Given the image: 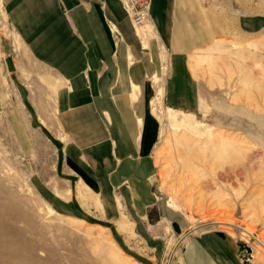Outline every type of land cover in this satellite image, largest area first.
I'll return each instance as SVG.
<instances>
[{"label":"rangeland","instance_id":"rangeland-1","mask_svg":"<svg viewBox=\"0 0 264 264\" xmlns=\"http://www.w3.org/2000/svg\"><path fill=\"white\" fill-rule=\"evenodd\" d=\"M212 10L220 14L212 7L204 10L205 26L210 30L209 45L198 49L203 57L194 61L193 68L185 66L197 94V104L193 107L166 102V84L173 75V66L164 48L153 39L160 60L156 72L161 78L148 76L150 86L154 87L149 98L154 95L153 104L152 101L148 104L155 121L151 151L156 163L155 172L147 179L149 194L155 202L147 208L149 219H143L133 203L121 196L120 186H111L115 206L112 213L99 190L95 193L83 181L79 183V190L77 178H73L75 174L70 173L58 153L62 150L57 144L62 131L53 134L50 123L56 119L52 118V112L59 78L23 46H15L12 25L7 19L6 27L2 28L0 20V81L7 98L0 109V175L5 179L0 187L6 185L9 193L19 194L24 212L35 222L30 225L21 219L9 224L21 232L20 236L8 239L34 244L35 263L39 259H51L52 250L65 248L76 256L86 249L89 263L99 259L100 264H115L92 252L90 243L98 232L104 245L112 241L128 258L117 264H184L181 247L188 235L216 227L236 236L241 242V256L246 258L250 251L251 260L264 264V258L256 255L254 239L245 241L239 228L233 232L212 223L232 219L240 226L250 225L254 236L264 237V39L257 33H242L228 19L210 23ZM114 35L120 37L117 32ZM246 37L261 39L248 44L243 42ZM236 38L242 41L230 47ZM217 39H223L221 46L215 44ZM8 54L16 69L11 74L17 77L13 81L4 80L9 74L4 61ZM21 88L31 93L39 109L41 117L32 123L34 132L27 130L26 119L18 117ZM159 89H162L161 96H157ZM9 108L18 113L14 121L22 136L16 133V126L7 117ZM168 110L177 116L170 117ZM195 128L202 133L193 134L190 129ZM182 131H186L187 140H176ZM177 154L184 156L180 165L175 163ZM116 195L120 196L118 201L123 204L125 214H118ZM171 198L178 208L169 205ZM4 199L6 195L0 194V204ZM56 202L69 209L60 210ZM157 204L181 216L187 222L189 233L173 232L169 221L155 214ZM50 209L53 211L49 214L46 211ZM4 213L0 211L1 222L6 217ZM40 214L44 217L43 223H39ZM52 218L57 221H51ZM244 243L251 247L249 251Z\"/></svg>","mask_w":264,"mask_h":264},{"label":"crops","instance_id":"crops-1","mask_svg":"<svg viewBox=\"0 0 264 264\" xmlns=\"http://www.w3.org/2000/svg\"><path fill=\"white\" fill-rule=\"evenodd\" d=\"M1 1L15 33V46H23L61 82L54 93L52 118L56 119L50 123L53 134L62 131L58 153L75 174L78 187L83 181L95 193L99 190L112 213L111 186H120L121 196L133 203L143 219H149L147 208L155 204L147 181L156 167L151 151L155 121L148 104L154 95L149 100L153 85L148 76L161 78L156 72L160 60L153 39L173 66L166 102L193 107L197 94L185 66L188 56L211 40L204 10L220 11L211 15L210 23H222L224 18L240 31L264 34V0H151L148 26L152 31L144 37L138 35L121 0ZM115 30L120 37H115ZM13 71L4 80L17 79ZM4 90L0 81V109L7 102ZM18 95V117L26 119L27 130L34 132L32 123L41 117L39 109L27 89L21 88ZM17 114L9 108L7 117L22 136L14 121ZM119 197L116 203L121 215L126 212ZM56 203L60 210L69 209ZM155 214L167 219L173 232L189 229L166 206L157 204ZM241 249L236 236L210 227L188 235L181 257L184 264H258L241 256Z\"/></svg>","mask_w":264,"mask_h":264},{"label":"bare ground","instance_id":"bare-ground-1","mask_svg":"<svg viewBox=\"0 0 264 264\" xmlns=\"http://www.w3.org/2000/svg\"><path fill=\"white\" fill-rule=\"evenodd\" d=\"M212 2H214V1H212ZM0 4H1V6H0V8H1L0 20L3 22L2 28H5L6 22H7V16L4 12L1 0H0ZM212 4H214V3H212ZM210 13H211V15L214 14L215 10H212V12L210 11ZM148 23H149V21H145V23H143V24L137 23L135 25V27L137 29V33L140 37H144L146 32L147 33L151 32L150 31L151 28L147 25ZM145 27L149 28V29L146 30ZM143 29H145L146 31H142ZM208 31H210V30H208ZM242 33H245V32H242ZM7 34H8V32H7ZM246 34H250V33H246ZM257 34L259 36H261V38L264 39L263 33L258 32ZM260 39L259 38L255 39L253 37H249V38L246 37L243 40V42H246L248 44H252L253 42H256L257 40H260ZM222 41H223V39H217L215 41V44L217 46H221ZM240 41H242V40H237V38H236V40H232L230 47L233 48L232 45H235L236 42H240ZM222 48H224V47H222ZM200 57H203V53L200 52V50L193 52L189 57V66L193 68L194 61L199 60ZM261 68H263V67H261ZM263 71H264V69H263ZM60 84H61V82H60ZM52 86H55V84L52 83ZM161 95H162V89H159V91L157 92V96H161ZM152 104H153V101H152ZM152 111H153V109H152ZM168 115L170 117L177 116L175 114V112H173L171 110H168ZM187 119H189V118H187ZM190 130L193 134L202 133V131L198 130L197 128L190 129ZM190 136H192V135L190 134ZM177 137L178 138H176V140H179L180 138H184V140H187L186 131H182L181 133H178ZM188 141H189V139H188ZM188 146H189V144H188ZM251 147H254V146L252 145ZM240 149H242V148H240ZM179 152H180V150H179ZM183 158H184L183 155L177 154L175 163L180 165L183 161ZM0 182L1 183L5 182L3 175H0ZM6 187L8 188V186H6V185L0 187V194L4 193L6 195V199H4V201L0 204V211L5 212L4 215L6 216L2 220L3 222L0 221V264H90L91 262H93V263L96 262L95 264H100L101 260L99 261V259H97L98 262L97 261L94 262L91 260H90V263L88 262L87 251L85 252L86 249H84L83 253H81L82 250L80 251V256H76V255H73L74 252H71L70 250L65 249V248H57L55 251L52 250V258L51 259H39L38 262L35 263L33 261V257L35 256V252L37 249L35 248L34 244H32L30 242L21 243L18 240H15V241H9L8 240L11 237H17L18 235L20 236V232H21L20 230H19L20 231L19 232L15 228L11 227L9 224L14 223L15 221H18L21 219L23 221L25 220L26 223H28L30 225H33V223H35V222H33V218L29 215L28 212H24L23 207H22L23 200L20 197H18L19 194L17 195V193H16L15 195H12V193H9V191H7ZM169 205L173 208H178V206L175 204V200L173 198H171L169 200ZM52 211L53 210L50 209V210H47L46 212L50 214V213H52ZM38 217H39L38 218L39 223H40V221H41V223H43L44 217H42L41 214L38 215ZM66 219L69 221H74L73 218H70V217H67ZM197 220H195V221H197ZM51 221L55 222V221H57V219L52 218ZM212 223H215V224H217V225H219L225 229L231 230L233 232L235 231V228H239L241 238L244 239L245 241H250L251 239H254L253 242L255 243V249L254 250L256 252V255L257 256L260 255L262 258H264V237L263 236L262 237L254 236V229L250 225L245 224L243 226L242 225L240 226V225L236 224L235 222H233L232 219L216 220V221H213ZM196 228L197 227H195V229ZM94 236H95V238L90 243V245L93 249L92 252H94V254L96 256H98V257L103 256V257L107 258V260L114 262L115 264L120 263L123 258L128 259L126 256H124L123 254H121L119 252V249L115 246V244L111 240H110L111 242H109L108 245H104L102 243L101 239L98 237V232ZM20 254H23V256H20Z\"/></svg>","mask_w":264,"mask_h":264},{"label":"built area","instance_id":"built-area-1","mask_svg":"<svg viewBox=\"0 0 264 264\" xmlns=\"http://www.w3.org/2000/svg\"><path fill=\"white\" fill-rule=\"evenodd\" d=\"M125 9L127 10L131 21L134 25H136L137 23L139 24H143L145 23V21H148L149 19V6H150V1L151 0H121ZM115 32L118 33L117 30H115ZM188 232H186L185 234H187ZM246 247H248V249L246 248L247 251H249V249H251V247H249V245L247 243H244ZM250 251L248 252V256L246 257L247 260H251L250 258Z\"/></svg>","mask_w":264,"mask_h":264},{"label":"water","instance_id":"water-1","mask_svg":"<svg viewBox=\"0 0 264 264\" xmlns=\"http://www.w3.org/2000/svg\"><path fill=\"white\" fill-rule=\"evenodd\" d=\"M4 61H5L6 67L9 71L15 70V64H14L13 58L10 54L5 56Z\"/></svg>","mask_w":264,"mask_h":264}]
</instances>
